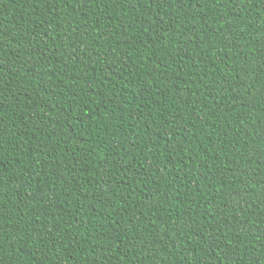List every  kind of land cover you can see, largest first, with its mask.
Listing matches in <instances>:
<instances>
[{
  "label": "trees",
  "instance_id": "obj_1",
  "mask_svg": "<svg viewBox=\"0 0 264 264\" xmlns=\"http://www.w3.org/2000/svg\"><path fill=\"white\" fill-rule=\"evenodd\" d=\"M0 264H264V0H0Z\"/></svg>",
  "mask_w": 264,
  "mask_h": 264
}]
</instances>
